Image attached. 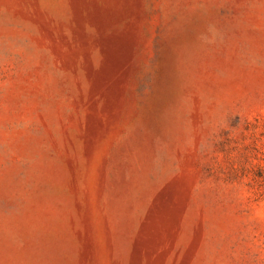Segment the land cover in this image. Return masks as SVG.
<instances>
[{
  "label": "rangeland",
  "instance_id": "1",
  "mask_svg": "<svg viewBox=\"0 0 264 264\" xmlns=\"http://www.w3.org/2000/svg\"><path fill=\"white\" fill-rule=\"evenodd\" d=\"M0 264H264V0H0Z\"/></svg>",
  "mask_w": 264,
  "mask_h": 264
}]
</instances>
